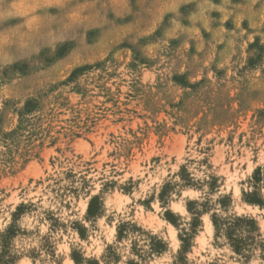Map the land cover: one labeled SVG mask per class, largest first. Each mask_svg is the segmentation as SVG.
Masks as SVG:
<instances>
[{"label":"rangeland","instance_id":"rangeland-1","mask_svg":"<svg viewBox=\"0 0 264 264\" xmlns=\"http://www.w3.org/2000/svg\"><path fill=\"white\" fill-rule=\"evenodd\" d=\"M0 264H264V0H0Z\"/></svg>","mask_w":264,"mask_h":264},{"label":"trees","instance_id":"trees-1","mask_svg":"<svg viewBox=\"0 0 264 264\" xmlns=\"http://www.w3.org/2000/svg\"><path fill=\"white\" fill-rule=\"evenodd\" d=\"M259 174V170H256L255 171V177H257V175ZM249 203H252V204H258V205H261L262 204V202H261V200H259V199H249V201H248ZM249 222H253L252 220H248Z\"/></svg>","mask_w":264,"mask_h":264}]
</instances>
